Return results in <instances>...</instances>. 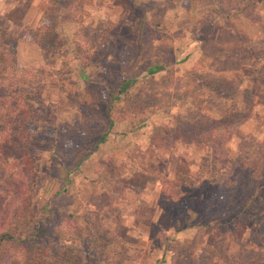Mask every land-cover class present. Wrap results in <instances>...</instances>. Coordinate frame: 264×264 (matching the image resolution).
Listing matches in <instances>:
<instances>
[{
	"label": "rangeland",
	"instance_id": "obj_1",
	"mask_svg": "<svg viewBox=\"0 0 264 264\" xmlns=\"http://www.w3.org/2000/svg\"><path fill=\"white\" fill-rule=\"evenodd\" d=\"M0 65L36 115L0 191L71 264H264V0H0Z\"/></svg>",
	"mask_w": 264,
	"mask_h": 264
},
{
	"label": "trees",
	"instance_id": "obj_2",
	"mask_svg": "<svg viewBox=\"0 0 264 264\" xmlns=\"http://www.w3.org/2000/svg\"><path fill=\"white\" fill-rule=\"evenodd\" d=\"M4 57L13 58L14 56L7 53ZM12 64L14 65V60L11 59L8 69L14 67H11ZM2 65L5 66V64ZM4 66L0 65V178L6 174L8 175L9 172H13L8 167L12 158L6 156L7 160L5 158L6 153L20 146L30 147V140L34 137L31 134L32 126L36 120L33 107L29 103V97L21 98V94L18 92V88L14 87L13 82L8 85L10 80L4 79L8 71ZM164 70V66H155L148 70V74L155 75ZM135 83V79L124 80L117 94L112 95L111 102L120 101L121 95L127 94ZM110 125L113 127V120L110 121ZM105 140L106 136H103L102 142L99 143H103ZM79 147L77 146V148ZM23 156L25 157L23 161H28L29 167L36 169L38 165L36 158H32L26 152ZM23 156L21 157L23 158ZM22 164L23 162L17 166L21 170L20 175L26 172V167H23L25 170L20 168ZM217 174L218 171L213 174L212 179L216 178ZM6 180L8 187L14 185L18 187L17 199L22 200V202H12L6 207L5 201L9 198L10 193L8 192L6 199H4L6 195L4 193L6 192L0 191V214L3 213L4 215V218L0 220V264H71L70 257L66 256L68 249L62 248L63 251L56 252L57 250L51 245V239L54 235L49 233L47 228H41V223L49 224L51 217L47 219L39 218L31 209V202L34 197L31 188L34 179L31 177V181L24 184L23 188L20 183L17 184L14 175H10ZM96 234H89V236L87 234L86 239L79 234L75 241L90 245L100 244L102 250L108 249L110 245L115 243L114 240L108 242L109 240L106 237L102 238L107 233L101 235L99 232V236ZM58 238L70 242V238L64 235L58 234ZM10 252L13 254L10 255Z\"/></svg>",
	"mask_w": 264,
	"mask_h": 264
}]
</instances>
